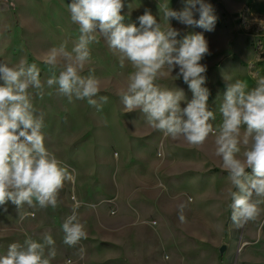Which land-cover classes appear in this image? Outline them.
Instances as JSON below:
<instances>
[{
  "label": "rangeland",
  "instance_id": "374dc122",
  "mask_svg": "<svg viewBox=\"0 0 264 264\" xmlns=\"http://www.w3.org/2000/svg\"><path fill=\"white\" fill-rule=\"evenodd\" d=\"M165 2L174 11H181L186 4V0H124L122 23L139 27L138 17L147 9L158 23L167 26L159 9V4ZM205 2L212 5L217 17L213 31L187 27L171 18L169 24L179 30L177 39L202 33L208 42L209 54L200 63L207 68L204 87L210 92L208 104L216 115L215 121H212L216 126L221 122L219 105L227 83L241 80L251 89L256 85L254 74L264 76V0ZM70 3L71 0H0V62L10 66H16L21 59H26L29 64L36 63L41 70L42 82L46 81L50 72L41 60L42 55L61 43L71 50L80 35L78 25L70 19L67 7ZM89 48L91 59L82 74L89 75L88 70H92L91 74L101 82L99 95H106L107 103L101 104L98 110L86 99L73 97L70 102L55 87L48 88L46 85L43 98H33L36 112L44 120L45 147L68 167L75 177L74 182L65 183L55 209L25 205L18 211L10 201L0 205V234L8 238V243L2 246L8 247L11 243L23 245L29 237L42 243L43 237L50 235L55 241L56 251L51 264H65L69 259L72 264H126V238L120 235L109 240L103 231L112 221L126 216V183L133 178L130 174L139 172L136 165L135 170L131 166L126 172V163L133 161H126V112L118 95L126 87L132 69L126 61L121 66L119 54L111 51L102 38L98 37ZM178 71L177 67L171 75L158 79L156 83L170 89H182L186 97L181 102L183 108L193 94L182 77L176 78ZM29 91L36 92L35 89ZM96 99L99 100V96ZM137 118L147 126L144 131L158 133L142 115ZM155 139L156 136L148 137L143 144L141 172L146 178L170 182L173 175H180L181 163H186L187 159L185 156L181 159L173 151L171 156L165 157L162 147L166 143H157ZM200 149L203 152H198L194 160L188 158L193 162L195 171L194 181L190 184L193 183L195 188L200 184H209L219 190L210 188V192H203V199L199 198L201 193L197 190L192 192L194 203L191 205L195 208L200 205L199 213L203 217L195 213L191 222L196 227L195 236L201 234L205 239H196L194 250L190 249L186 257H175L173 264H196L200 260V264H264V204L260 206V216L243 227H235L231 209L226 228L217 222L212 223L207 216V213L214 212V207L210 206L213 200L231 203L227 194L231 185L221 169L220 158L214 155V138L206 140ZM247 171L251 173L250 169ZM161 174L167 175V178L159 181ZM77 203V219L84 224L87 239L69 247L63 243L62 224L72 215L73 206ZM21 214L23 219L19 218ZM211 230L217 231L214 232L217 235H211ZM224 246L226 250L221 253ZM172 255L166 263L174 260Z\"/></svg>",
  "mask_w": 264,
  "mask_h": 264
},
{
  "label": "clouds",
  "instance_id": "9594fccd",
  "mask_svg": "<svg viewBox=\"0 0 264 264\" xmlns=\"http://www.w3.org/2000/svg\"><path fill=\"white\" fill-rule=\"evenodd\" d=\"M67 7L80 35L71 50L61 43L42 55L50 72L46 81L42 82L36 63L29 64L26 59L16 66L0 62V205L10 201L18 211L25 205L55 209L65 183L74 182L68 167L45 147L44 120L37 114L33 98H43L46 85L55 87L70 102L73 97L86 99L98 110L107 103L108 97L99 95L101 82L92 70L89 75L82 74L91 59L89 45L99 37L119 54L122 67L128 61L132 68L126 87L118 92L125 112H141L154 131L197 149L213 137L214 155L220 158L231 185L227 189L231 220L237 228L255 221L264 204V76L254 74L256 85L251 89L241 80L228 82L219 105L221 122L214 126L216 115L209 108V89L204 87L207 68L200 63L209 54L208 42L202 33L177 39L179 30L169 24L171 18L211 32L217 21L212 5L205 0H186L181 11H174L165 2L159 9L167 26L146 9L138 17L139 27L122 23L124 0H71ZM177 67L176 78L182 77L193 94L183 108L181 102L186 97L182 89L156 83ZM78 207V203L73 206L72 215L62 224L63 243L69 247L87 239L85 226L77 219ZM184 207L179 206L181 222ZM54 245L50 235H45L42 243L30 237L23 245L11 243L0 255V264H51L56 256Z\"/></svg>",
  "mask_w": 264,
  "mask_h": 264
},
{
  "label": "crops",
  "instance_id": "0c3cea01",
  "mask_svg": "<svg viewBox=\"0 0 264 264\" xmlns=\"http://www.w3.org/2000/svg\"><path fill=\"white\" fill-rule=\"evenodd\" d=\"M126 64L132 69L128 61ZM137 114L142 115L139 111L126 112V161H133L130 164L126 163V172L131 166L135 170L134 165L139 172L135 173L134 171L130 174L133 178L126 183V216L106 225L103 234L109 240L120 235L126 238V264H148L149 262L151 264H168L163 257L167 255L171 258L169 255L172 254L174 260L170 264H173L175 257L179 258L180 255L186 257L190 253V249L194 250L197 244L196 239L199 241L205 239L201 234L195 236L196 227L191 222L195 213L201 215L199 213L200 205L197 208L191 205L192 202L194 203L192 192L197 190L201 193L199 198L203 199L205 196L203 192H210V188H213L214 191L219 189L209 184H200L197 188L193 183L190 184V181H194L195 171L193 162L188 158L194 160L198 152H203L200 148H194L182 139L174 141L171 138H165L160 132L151 134L144 131L143 129H146L147 126L137 118ZM155 136L157 143H166L162 147L165 157L171 156L173 151L181 159L182 156L187 159L186 163H181L183 168L179 171L180 175H173L170 182H158L154 177L146 178L141 172L143 144L148 137ZM163 175L158 176L159 181L167 178V175ZM189 197L191 202H189ZM181 204L185 205L182 213L183 222L179 219ZM229 205L230 201L213 200L210 208L214 207V212L213 214L207 213L208 218L212 219V223L217 222L219 226L226 228L230 221ZM197 229L199 230V228ZM214 232L217 231H213L211 235H217ZM4 235L0 234V255H4L8 249V247L2 246L8 243V238ZM169 250L172 251L171 254ZM201 262L200 260L196 264Z\"/></svg>",
  "mask_w": 264,
  "mask_h": 264
},
{
  "label": "water",
  "instance_id": "95a60500",
  "mask_svg": "<svg viewBox=\"0 0 264 264\" xmlns=\"http://www.w3.org/2000/svg\"><path fill=\"white\" fill-rule=\"evenodd\" d=\"M225 250H226V247H225V246L222 247V249H221V253H224Z\"/></svg>",
  "mask_w": 264,
  "mask_h": 264
}]
</instances>
